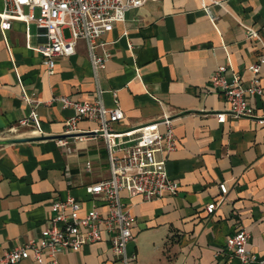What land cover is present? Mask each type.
Masks as SVG:
<instances>
[{"label":"crops","instance_id":"crops-1","mask_svg":"<svg viewBox=\"0 0 264 264\" xmlns=\"http://www.w3.org/2000/svg\"><path fill=\"white\" fill-rule=\"evenodd\" d=\"M221 1L209 5L211 12L200 0H148L130 10L102 37L111 58L97 72L84 40L74 54L59 57L49 74L38 50L45 39L34 23L15 19L7 31L0 26V257L40 237L54 201L72 195L91 205L86 186L111 175L105 141L92 133L97 121L77 123L88 139H71L72 153L58 145L75 111L52 99L69 96L121 108L125 117L114 125L120 132L158 119L164 107L175 114L178 149L158 158H166L178 193L152 201L123 193L136 216L134 240L128 244L129 254H136L131 264L223 262L227 256L216 253L241 228L250 233L251 252L264 259V123L230 116L219 121L227 100L211 90L220 65L227 66L228 77L236 71L249 84L248 67L261 47L247 38L243 25L264 37V0ZM65 35L70 36L68 29ZM261 78L264 87V66ZM252 103L264 118V96ZM34 109L39 122L21 125ZM223 182L228 193L208 213L206 208L221 197ZM107 237L80 251L59 253L57 263L46 257L44 264H116Z\"/></svg>","mask_w":264,"mask_h":264},{"label":"built area","instance_id":"built-area-1","mask_svg":"<svg viewBox=\"0 0 264 264\" xmlns=\"http://www.w3.org/2000/svg\"><path fill=\"white\" fill-rule=\"evenodd\" d=\"M4 9L0 12V26L7 31L12 21L22 19L34 23L38 36L45 39L38 50L44 57V64L49 74H53L57 59L75 53L77 42L87 43L89 57L95 72L106 67L111 52L102 41V37L112 31L117 22L124 21L132 9L139 8L148 0H3ZM208 11L210 4L223 5L221 0H200ZM38 11V12H37ZM243 25V24H242ZM248 39L256 40L261 47V54L256 62L249 65L252 72L249 84H245L240 73L233 71L227 76V66L220 65L211 77V90L221 93L227 100V111L218 115L219 121L225 122L227 117L235 119H257L252 103L254 97L264 96L261 71L264 66V37L254 28L243 25ZM68 29L70 36L65 35ZM133 48V43L129 42ZM98 49L101 52H98ZM28 102L31 97L23 96ZM52 101H60L65 108H72L75 116L66 121L64 137L57 139L59 146L67 153H72L71 139L83 141L88 139L81 133L77 123L88 119L97 121L98 129L93 134L101 135L108 151L111 175L96 184L86 186L91 197V205L72 195L56 200L52 204L51 216L38 238L30 239L25 245L15 247L0 257V264H17L32 259L44 264L50 257L57 263V255L63 251H80L85 245L101 241L107 235V241L115 256L116 264H131L136 254H129L128 244L134 240L133 228L136 216L131 205L123 199V193L140 197L143 201L159 199L166 194L176 195L179 183L169 176L166 158L159 159L158 154L171 153L179 146L175 132V114L167 107L162 115L149 123L130 131H116L115 123L124 119L121 108L108 109L101 100L95 102L79 101L69 96H55ZM39 116L34 110L30 116L20 122L21 125L37 124ZM91 163H87L89 170ZM66 176L71 177L67 168ZM221 197L215 205L206 210L213 213L225 199L228 186L219 184ZM103 205L104 211L99 207ZM250 233L241 228L227 237L223 251L216 257L225 254L226 260L212 264H230L238 259L239 264H249L261 259L249 249Z\"/></svg>","mask_w":264,"mask_h":264}]
</instances>
